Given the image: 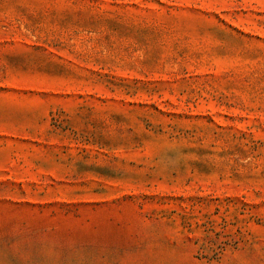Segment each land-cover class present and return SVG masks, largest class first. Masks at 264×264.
Wrapping results in <instances>:
<instances>
[{
    "label": "rangeland",
    "instance_id": "1",
    "mask_svg": "<svg viewBox=\"0 0 264 264\" xmlns=\"http://www.w3.org/2000/svg\"><path fill=\"white\" fill-rule=\"evenodd\" d=\"M0 264H264V0H0Z\"/></svg>",
    "mask_w": 264,
    "mask_h": 264
}]
</instances>
